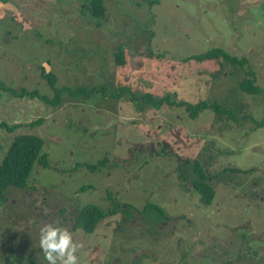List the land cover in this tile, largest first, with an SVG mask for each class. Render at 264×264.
Wrapping results in <instances>:
<instances>
[{"label": "rangeland", "instance_id": "rangeland-1", "mask_svg": "<svg viewBox=\"0 0 264 264\" xmlns=\"http://www.w3.org/2000/svg\"><path fill=\"white\" fill-rule=\"evenodd\" d=\"M87 2L0 0V82L51 98L44 69L57 87L99 88L89 97L63 92L56 105L0 90V121L22 123L0 128V161L16 135L30 133L42 138L49 162L33 164L26 187L5 190L0 264H48L39 246L48 223L83 244L80 264H264V0H103L102 18L89 16ZM212 47L248 65L183 61ZM246 70L262 93L239 88ZM121 85L224 111L192 119L181 107L140 108L127 90L115 97ZM104 157L96 171L75 168ZM181 159L208 172L226 168L211 181L210 205L180 177ZM109 191L139 212L120 209L90 234L74 228L84 205L110 207Z\"/></svg>", "mask_w": 264, "mask_h": 264}, {"label": "trees", "instance_id": "trees-1", "mask_svg": "<svg viewBox=\"0 0 264 264\" xmlns=\"http://www.w3.org/2000/svg\"><path fill=\"white\" fill-rule=\"evenodd\" d=\"M86 6V5H84ZM87 10L89 11V16L94 18H102L104 16L105 7L103 4V0H88ZM114 55V62L118 66H122L125 64V57L123 53V49L121 45H117ZM184 62L190 63L191 61H195L197 63L214 61L219 65V67L223 64V62H228L231 66L234 67H245L248 65V58L242 56L237 57L236 55L229 54L225 50L219 47H212L206 51L201 53H195L184 57ZM41 76H43L50 87L54 90L53 97L49 98L44 95H40L36 89L26 90L25 88L15 89L12 87L6 86L4 83L0 82V90L6 92L11 97L15 98H23L37 97L47 103L58 104L60 102V95L63 92H66L70 97L84 96L89 97L92 93L98 92L99 88L93 87H70V86H56V76L52 72H47L44 69L40 72ZM246 75H250L249 77H244L240 83L239 88L251 95L259 94L263 92V89L255 84V78L252 75L251 70H246ZM102 89V88H101ZM104 90V89H102ZM129 91L131 94V100L137 104L140 108L143 107V103L152 104L155 109H158L162 106L168 105L171 107H181L184 108V111L191 117L192 119L196 118L198 113L212 108L216 113L224 111L217 103L211 102L208 103L205 100H199L196 102H189L187 100H176L172 98L170 95H165L160 98H154L153 95L149 92H146L142 95L136 96L135 92L131 90L130 87H123L122 85L119 87V93H116L115 97H120L124 94L125 91ZM230 115H235L233 112H229ZM264 121V116L262 118ZM42 121L41 117L32 120L25 125H29L31 127L38 125ZM22 123H14L9 124L6 121H0V128L5 129L6 131L12 132L17 127L21 126ZM43 140L40 136L24 133L16 135L11 141L8 149L6 150L2 160L0 161V203L6 200L5 190L9 186L13 187H26L27 186V178L32 170L33 164L36 162L42 167H48V157L46 152L42 151ZM178 162H180V158H178ZM107 157L104 159L97 161L96 163H77L75 168L79 166H86L91 171H96L98 168L105 164ZM183 162V166H179L180 177L185 178L189 181L191 188L196 191L200 195V201L204 205H210L213 201L215 190L211 181L214 178H218L222 171L226 168L222 169V171L217 172H208L202 166V162L199 160L193 159H181ZM186 171V172H185ZM191 172V173H190ZM192 177L188 179L187 177ZM189 175V176H188ZM88 186H82L80 190L86 189ZM107 196L111 199L110 207L107 209H102L95 204H86L81 207L77 211V215L74 221V228H80L85 233L90 234L94 232L97 224L102 218L107 216H112L116 214L120 209L124 208H133L135 212H139V209L134 207L130 203L126 202H114V196L111 195V192H107ZM144 208L151 209L153 211H158L159 214L165 215L164 210L156 205L155 203L147 202L144 205Z\"/></svg>", "mask_w": 264, "mask_h": 264}, {"label": "clouds", "instance_id": "clouds-1", "mask_svg": "<svg viewBox=\"0 0 264 264\" xmlns=\"http://www.w3.org/2000/svg\"><path fill=\"white\" fill-rule=\"evenodd\" d=\"M39 246L48 264H80L77 253L83 244L74 241L67 228L45 224L40 229Z\"/></svg>", "mask_w": 264, "mask_h": 264}]
</instances>
